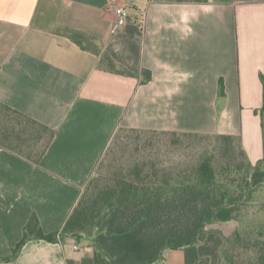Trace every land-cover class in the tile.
Returning a JSON list of instances; mask_svg holds the SVG:
<instances>
[{
    "label": "crops",
    "instance_id": "1",
    "mask_svg": "<svg viewBox=\"0 0 264 264\" xmlns=\"http://www.w3.org/2000/svg\"><path fill=\"white\" fill-rule=\"evenodd\" d=\"M118 3L129 16L113 30L108 0H0V101L55 131L39 165L0 149V258L32 213L43 232L62 228L118 127L239 134L252 163L263 155L264 0ZM90 251L87 239H31L0 264ZM183 263L166 249L159 264Z\"/></svg>",
    "mask_w": 264,
    "mask_h": 264
},
{
    "label": "trees",
    "instance_id": "2",
    "mask_svg": "<svg viewBox=\"0 0 264 264\" xmlns=\"http://www.w3.org/2000/svg\"><path fill=\"white\" fill-rule=\"evenodd\" d=\"M101 62L112 72L130 74L108 56ZM141 74V83L151 79L149 69ZM260 80L264 88V74ZM258 114L263 155L255 163L239 134L118 127L62 228L45 233L32 213L11 256L0 260H14L31 239L71 237L87 239L91 251L66 264H159L166 249L182 250L183 264H208L198 254V243L213 223L236 221L222 242L218 264H264V92ZM125 132L163 135L173 147L196 143L202 149L189 161L169 165L150 156L133 157L101 174L111 147ZM54 136L47 125L0 101V149L39 165Z\"/></svg>",
    "mask_w": 264,
    "mask_h": 264
},
{
    "label": "rangeland",
    "instance_id": "3",
    "mask_svg": "<svg viewBox=\"0 0 264 264\" xmlns=\"http://www.w3.org/2000/svg\"><path fill=\"white\" fill-rule=\"evenodd\" d=\"M111 149L110 156L102 163L101 174H105L112 165L118 167L133 157L150 156L158 158L166 165L189 161L195 158L202 146L195 143L185 147H173L169 144L167 136L148 138L145 134L125 132L114 142ZM236 226V221L212 224V230L197 245L198 253L208 258V264H218L222 242ZM3 248V245H0V255H4Z\"/></svg>",
    "mask_w": 264,
    "mask_h": 264
},
{
    "label": "built area",
    "instance_id": "4",
    "mask_svg": "<svg viewBox=\"0 0 264 264\" xmlns=\"http://www.w3.org/2000/svg\"><path fill=\"white\" fill-rule=\"evenodd\" d=\"M108 1L115 15V21L113 26V30H115L127 21L129 15L125 6L118 3V0H108Z\"/></svg>",
    "mask_w": 264,
    "mask_h": 264
}]
</instances>
